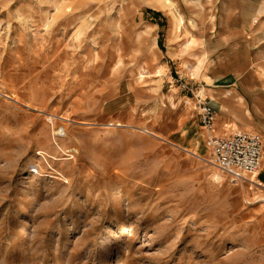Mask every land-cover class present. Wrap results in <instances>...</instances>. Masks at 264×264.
<instances>
[{"label": "rangeland", "instance_id": "rangeland-1", "mask_svg": "<svg viewBox=\"0 0 264 264\" xmlns=\"http://www.w3.org/2000/svg\"><path fill=\"white\" fill-rule=\"evenodd\" d=\"M261 4L0 0V264H264V151L214 165L168 45Z\"/></svg>", "mask_w": 264, "mask_h": 264}, {"label": "crops", "instance_id": "crops-1", "mask_svg": "<svg viewBox=\"0 0 264 264\" xmlns=\"http://www.w3.org/2000/svg\"><path fill=\"white\" fill-rule=\"evenodd\" d=\"M235 8L229 6L231 26L220 20L218 14L224 10L218 6L216 19L205 29L200 26L196 30L193 18L182 27L184 18L174 17L179 22L174 34L178 37L170 39L169 55L173 65L183 57V76L195 88L194 96L188 94L192 102L195 104L197 95L209 99L216 112L213 133H258L264 151V4L249 8L243 19L235 15ZM260 171L264 182V169ZM258 175L253 176L257 179Z\"/></svg>", "mask_w": 264, "mask_h": 264}, {"label": "built area", "instance_id": "built-area-1", "mask_svg": "<svg viewBox=\"0 0 264 264\" xmlns=\"http://www.w3.org/2000/svg\"><path fill=\"white\" fill-rule=\"evenodd\" d=\"M179 88L194 96L195 88L186 81H179ZM195 107L199 122L207 133L206 145L214 165L226 174L232 183L248 180L257 175L262 161L263 141L255 132L237 131L231 135H215L216 112L209 99L197 95Z\"/></svg>", "mask_w": 264, "mask_h": 264}, {"label": "bare ground", "instance_id": "bare-ground-1", "mask_svg": "<svg viewBox=\"0 0 264 264\" xmlns=\"http://www.w3.org/2000/svg\"><path fill=\"white\" fill-rule=\"evenodd\" d=\"M113 239H115V236H113V235H108V237H105V235L101 236V241H111ZM117 264H123V261L120 260Z\"/></svg>", "mask_w": 264, "mask_h": 264}]
</instances>
